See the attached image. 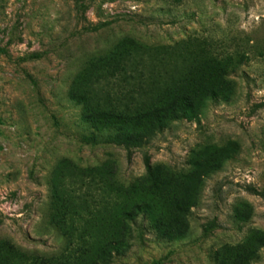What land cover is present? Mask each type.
Returning a JSON list of instances; mask_svg holds the SVG:
<instances>
[{"label":"rangeland","instance_id":"374dc122","mask_svg":"<svg viewBox=\"0 0 264 264\" xmlns=\"http://www.w3.org/2000/svg\"><path fill=\"white\" fill-rule=\"evenodd\" d=\"M0 264H264V0H0Z\"/></svg>","mask_w":264,"mask_h":264},{"label":"trees","instance_id":"16d2710c","mask_svg":"<svg viewBox=\"0 0 264 264\" xmlns=\"http://www.w3.org/2000/svg\"><path fill=\"white\" fill-rule=\"evenodd\" d=\"M170 107H171V105H170ZM173 116H175V115H173ZM110 118H112L113 120H115V119H117V120H119V121H126V122H129V121H131L132 119H138V118H140V117H142V116H129V115H127V114H122V113H113L111 116H109ZM173 118V117H172ZM147 161H148V164L150 163V161H149V159H147Z\"/></svg>","mask_w":264,"mask_h":264}]
</instances>
